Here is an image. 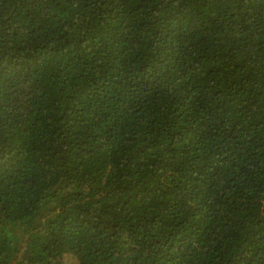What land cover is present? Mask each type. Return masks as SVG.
<instances>
[{"label": "trees", "instance_id": "obj_1", "mask_svg": "<svg viewBox=\"0 0 264 264\" xmlns=\"http://www.w3.org/2000/svg\"><path fill=\"white\" fill-rule=\"evenodd\" d=\"M0 264H264V0H0Z\"/></svg>", "mask_w": 264, "mask_h": 264}]
</instances>
